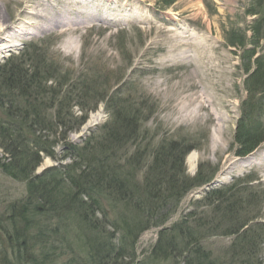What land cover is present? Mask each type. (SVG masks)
I'll return each instance as SVG.
<instances>
[{"label":"rangeland","instance_id":"1","mask_svg":"<svg viewBox=\"0 0 264 264\" xmlns=\"http://www.w3.org/2000/svg\"><path fill=\"white\" fill-rule=\"evenodd\" d=\"M38 2L65 11L74 19L81 18L84 23L76 32L38 31L22 39L24 31L37 30L30 24L28 15L37 8ZM163 2L0 0V13L4 19L0 22V64L8 58L21 56L31 42L41 48L37 53L40 55H32V63L40 70L45 65L50 66L51 83H59V75L69 72L71 82L87 73L102 83V88L111 86L113 92L127 83L125 88L129 87L128 90L136 96L146 97L149 101L147 108L154 109L152 116L142 124L145 128L142 136L147 135L145 143L151 142L154 148L164 138L185 140L195 147L185 160L187 175L197 173L201 164L205 165V172L217 167L218 172L212 181L214 187L254 186L255 189L251 190L259 192L264 201V157L261 160L257 157L262 155L264 142L246 156L236 153L239 146L235 137L246 109L243 105L246 75L242 50L228 44L233 30L239 34L243 30L250 40L249 48H254L251 40L255 34L262 36L264 33V22L259 31L256 29H259L258 20L263 18L264 21V16L259 18L264 14V0H256L258 4L255 0H176L172 5ZM32 20L38 22L37 18ZM256 46V55L264 54V38L258 40ZM51 65L60 67V73L54 72ZM50 100L49 96L46 102ZM139 101L143 98L140 97ZM49 112L54 118V109ZM96 113L102 115L99 122L83 130L86 122L80 130L69 133L67 139L82 145L93 132L112 119L105 102L90 112L88 120ZM259 118L264 124V115ZM24 134L30 135L29 132ZM54 152V157L42 155L33 178L74 161L62 141L56 144ZM5 157L4 151L0 150L3 162L7 161ZM242 160H247L243 166H233ZM207 189V186L194 189L180 204L170 207L169 211L167 209L165 212L169 218L165 226L170 227L181 216L197 209V205L199 212L204 211L195 200L203 198ZM41 202L30 191L27 180L8 174L0 165V242L7 244L10 237L14 238V231L25 235V224H29L27 222L35 215L37 226L32 225L25 235L29 238V249L32 239H37L43 232L41 229L59 228V234L48 232L47 236L42 235L47 249L51 248L50 254L56 256L47 264H99L93 255L91 235L79 239L78 221L75 223L71 217L67 226L59 223L58 219L50 217L45 200ZM13 207L14 213L21 214L16 222L11 217ZM28 207L36 209L32 212ZM260 207L261 203L256 206L257 212L264 220V202ZM160 229L155 227L145 231L136 243L135 255L129 254L118 264H184L182 258L157 259L152 254ZM233 238L223 236L221 232L219 235L210 234L205 245L213 256H217L228 248ZM262 258L264 260V248ZM105 264H112V261L105 260Z\"/></svg>","mask_w":264,"mask_h":264},{"label":"trees","instance_id":"2","mask_svg":"<svg viewBox=\"0 0 264 264\" xmlns=\"http://www.w3.org/2000/svg\"><path fill=\"white\" fill-rule=\"evenodd\" d=\"M164 1L170 5L175 0ZM262 19L258 20V31ZM254 37L251 42L256 45L261 35ZM248 41L243 31L239 34L233 30L229 35L230 45L243 50L247 74L246 109L235 137L239 155L250 153L264 140L262 131L252 132L258 116L255 98L259 94L264 98V57H255V48H246ZM40 50V45L30 43L21 56L0 64V150L7 160L0 159V165L8 174L28 181L32 194L49 205L50 217L65 226L71 217L78 221L79 239L91 235L93 255L99 264H105V260L118 264L129 254L135 255L139 237L155 227L161 228L152 251L157 259L182 258L184 264H264V220L256 208L259 203L262 208L264 201L259 192L251 190L254 186L213 189L195 200L204 211L199 212L197 205L170 227L165 226L169 218L165 211L180 204L192 190L211 182L218 168L205 172L201 164L195 175H187L185 160L195 148L192 144L164 138L153 148L151 142H144L147 135L142 136V124L154 113L153 108H147L146 97L134 95L129 87L125 88L127 83L114 92L111 86L102 88V83L87 73L73 82L70 72L58 74L59 83H51L50 66L40 70L32 63V55H40ZM53 71L60 73L61 69L55 66ZM49 96L51 100L46 102ZM263 98H258L260 111ZM102 102L112 115L111 121L82 145L67 139L69 133L81 129L90 112ZM51 109L54 118L50 117ZM25 132L30 135L25 136ZM60 141L74 161L33 178L42 155L54 157ZM13 209L11 217L16 222L21 214ZM28 209L33 212L36 208ZM34 216L25 224V235L32 225L37 226ZM41 230L38 238L32 239L30 249L29 238L18 231L7 244L0 242V263L53 262L56 256L50 254L51 248L47 249L42 235L59 234V228ZM219 232L234 238L221 255L213 256L205 241ZM65 239L68 241L67 236Z\"/></svg>","mask_w":264,"mask_h":264},{"label":"bare ground","instance_id":"3","mask_svg":"<svg viewBox=\"0 0 264 264\" xmlns=\"http://www.w3.org/2000/svg\"><path fill=\"white\" fill-rule=\"evenodd\" d=\"M50 5L42 2L37 3V8L33 9L32 12H29L28 18L30 20V24L34 25L37 30L35 31H29L26 30L22 34L21 38L25 39L31 34H36L35 32L44 33L47 31H53V30H60L61 31H68V32H76L78 30V26H80L81 23H84V20L81 18L75 17L72 18L70 15L67 14V12H63L60 9H54L49 7ZM37 18L38 22L32 20ZM4 20L0 13V22ZM29 22V21H28ZM9 27V26H8ZM6 28L8 30L9 28ZM21 35V34H20ZM7 46L3 47V50ZM102 119V115L99 113H96L95 115H92L91 118L87 121L86 125L84 126L83 130L87 129L89 126L96 124ZM85 132V131H84ZM262 155H258L257 157H260V160L264 157V150L261 151ZM264 159V158H263ZM248 162H252V160L247 159ZM247 160H242L239 162H235L234 165L243 166ZM263 161V160H262ZM264 166V164H263Z\"/></svg>","mask_w":264,"mask_h":264}]
</instances>
